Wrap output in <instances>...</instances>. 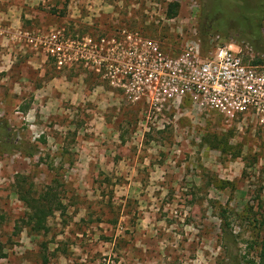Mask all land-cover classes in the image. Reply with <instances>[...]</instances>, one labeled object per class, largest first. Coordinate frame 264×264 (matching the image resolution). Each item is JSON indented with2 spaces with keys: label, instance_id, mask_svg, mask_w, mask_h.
I'll return each instance as SVG.
<instances>
[{
  "label": "rangeland",
  "instance_id": "1",
  "mask_svg": "<svg viewBox=\"0 0 264 264\" xmlns=\"http://www.w3.org/2000/svg\"><path fill=\"white\" fill-rule=\"evenodd\" d=\"M207 2L0 0V264H258L264 81L230 117L176 67L231 44L264 75V9L257 51L203 40ZM46 192L61 209L33 231Z\"/></svg>",
  "mask_w": 264,
  "mask_h": 264
},
{
  "label": "built area",
  "instance_id": "2",
  "mask_svg": "<svg viewBox=\"0 0 264 264\" xmlns=\"http://www.w3.org/2000/svg\"><path fill=\"white\" fill-rule=\"evenodd\" d=\"M51 37L57 40L55 34ZM50 50L54 49L50 46ZM180 61L182 65L177 64V76L190 95L201 103L230 117L245 113L256 104L252 96L260 92L264 75H258L256 66L245 63L240 49L231 44H216L212 51L202 55L198 46H189Z\"/></svg>",
  "mask_w": 264,
  "mask_h": 264
},
{
  "label": "trees",
  "instance_id": "3",
  "mask_svg": "<svg viewBox=\"0 0 264 264\" xmlns=\"http://www.w3.org/2000/svg\"><path fill=\"white\" fill-rule=\"evenodd\" d=\"M207 11L203 12L202 20L199 24V35L203 40L210 39L211 35L229 36L232 32L243 31L247 38L241 36L257 51L262 49V39L260 31V22L264 9V0H207ZM221 3V8L214 10V7ZM167 17L173 18L178 10V3L168 4ZM256 62H253V65ZM25 203L29 209V219L34 220L36 228L33 231H39L43 219L46 217V209L60 210L61 202L54 197V194L46 192L37 198H25ZM4 257L3 249L0 245V259ZM256 261V260H255ZM253 260L252 263H255ZM257 263L264 264V240L259 241V254Z\"/></svg>",
  "mask_w": 264,
  "mask_h": 264
}]
</instances>
